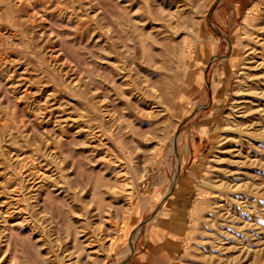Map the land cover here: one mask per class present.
I'll use <instances>...</instances> for the list:
<instances>
[{
  "label": "rangeland",
  "instance_id": "1",
  "mask_svg": "<svg viewBox=\"0 0 264 264\" xmlns=\"http://www.w3.org/2000/svg\"><path fill=\"white\" fill-rule=\"evenodd\" d=\"M257 32L264 0H0V264H264Z\"/></svg>",
  "mask_w": 264,
  "mask_h": 264
},
{
  "label": "bare ground",
  "instance_id": "2",
  "mask_svg": "<svg viewBox=\"0 0 264 264\" xmlns=\"http://www.w3.org/2000/svg\"><path fill=\"white\" fill-rule=\"evenodd\" d=\"M255 39H256L255 46L254 47H251V49H252L251 53L252 52H255L254 56L252 57L251 63L249 64L248 62H244V65H242L244 67V69H246L247 71H251V72L253 71L252 72L253 73L252 74V78H251L252 85L250 84L252 87L250 88L248 94L246 95V97H245V99L243 101L242 106L239 107V108H241V110L239 111L237 109L241 113V115H240L241 117L239 119V123L236 124L238 126L236 127V125H235V127L234 128H231V130H230L232 132V134H231L232 135V139H237L242 134H244V133L246 134L247 132H249V130L251 129V127H249L247 125V123L250 120H253L254 119V114L256 112V104L264 99V69H263L264 68V33L263 32H257L256 35H255ZM256 118H257V116H256ZM254 126H255V124H254ZM249 138L253 139L250 136H249ZM229 148L230 149H228V153L231 155V154H233V150L231 149L232 147H229ZM236 154H238V153H236ZM233 156H235V155H233ZM227 158H223L222 165L216 166L214 168V171H212L213 174H214V177H213L212 182L209 184V190H210V194L211 195L220 196L221 197V195H222L221 193H223V191H225L227 189V188H225V184L227 183L225 181V177L228 174V172L230 173V172L233 171V170L230 171V169H228L227 166L225 165V163H227V161L229 160ZM230 159H232V158H230ZM233 172H235V171H233ZM234 174H237V173H234ZM230 179H232V178H230ZM232 184H231V186H232ZM226 203H227V201H226ZM215 205H216V211H215V213L216 212H219L220 213V211L225 207V203H220V201H217V200L215 201ZM225 210H226V208H225ZM225 210H224V212H225Z\"/></svg>",
  "mask_w": 264,
  "mask_h": 264
}]
</instances>
